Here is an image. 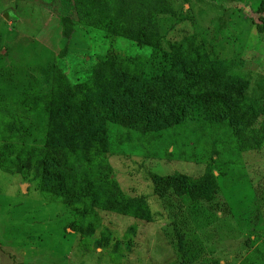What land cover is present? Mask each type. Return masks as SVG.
Returning a JSON list of instances; mask_svg holds the SVG:
<instances>
[{
  "label": "rangeland",
  "instance_id": "rangeland-1",
  "mask_svg": "<svg viewBox=\"0 0 264 264\" xmlns=\"http://www.w3.org/2000/svg\"><path fill=\"white\" fill-rule=\"evenodd\" d=\"M262 3L0 0V264H264V142L238 151L229 129L179 108L140 136L96 109L119 96L111 84L206 60L232 62L225 78L248 77L246 94L264 99ZM66 15L74 27L63 54ZM64 83L74 88L61 105L51 90ZM45 145L64 147L74 166L70 204V173L50 166L48 180L46 166L35 168ZM208 166L214 180L194 202L154 192L152 173L199 177Z\"/></svg>",
  "mask_w": 264,
  "mask_h": 264
},
{
  "label": "trees",
  "instance_id": "trees-1",
  "mask_svg": "<svg viewBox=\"0 0 264 264\" xmlns=\"http://www.w3.org/2000/svg\"><path fill=\"white\" fill-rule=\"evenodd\" d=\"M257 13L260 19L264 20V3L258 6ZM62 26L61 34L65 39L62 53L67 52V43L70 41L74 21L69 16L60 18ZM260 32L264 31V23L257 24ZM232 62H208L202 61L200 67H194V72L171 70L152 71L150 78L144 76L137 82L131 81L128 84L119 86L111 84L108 90L113 95H119L112 99H106L97 109L99 115H108L122 127H135L139 130L140 136H145L148 129L153 126L168 124L170 120H177L183 110V114L192 118L204 119L206 123L213 126H222L230 130L234 145L238 151L256 149L264 142V99H253L246 94L249 86L248 77L225 78V69L232 71ZM154 78L162 79L166 87L161 88L151 83ZM168 83H167V82ZM129 87V88H128ZM73 85L64 83L59 88L51 90L53 96L60 97L61 105L73 95ZM180 99H189V107H179ZM71 125L75 132H82L78 122L72 121ZM126 139L130 136L127 134ZM38 150L39 158L36 162V169L46 166L49 178L50 166L61 173H70V183L73 191L66 197V204H70L75 195L74 166L67 163V153L61 145H45ZM35 151V152H36ZM219 156L215 145H211L209 151L210 159ZM50 159V161H49ZM25 168H30L29 158L25 161ZM73 171V172H72ZM68 172V173H67ZM74 176V177H73ZM154 184V192L161 195L172 189L181 201L194 202L208 193L209 186L214 180L215 172L210 166L203 175L192 177L179 172L158 176L150 174ZM61 190V189H59ZM106 208L109 210L123 212V208L117 202L108 201ZM249 237H246L245 244L251 247ZM264 244V238L262 239ZM261 252L260 246L256 245L253 254ZM252 255V254H251Z\"/></svg>",
  "mask_w": 264,
  "mask_h": 264
}]
</instances>
